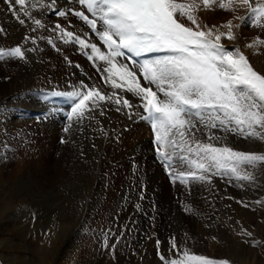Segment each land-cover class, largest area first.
<instances>
[{
    "label": "bare ground",
    "instance_id": "1",
    "mask_svg": "<svg viewBox=\"0 0 264 264\" xmlns=\"http://www.w3.org/2000/svg\"><path fill=\"white\" fill-rule=\"evenodd\" d=\"M43 3L47 7L49 0H43ZM56 7L66 12L70 8L81 9L77 0H57ZM29 10L41 19L44 27L32 31L35 25L30 20L21 25L14 15V11L9 10V5L4 0H0V29H3V33H0V48L7 49L19 45L22 48L34 49V54L31 55L32 63H28L29 69L23 72L24 60L7 58L0 60V204L8 200L7 191L11 187L22 186L24 183L32 185L31 189H34V196H52L62 203L63 216L61 217L63 219L60 221L67 227H64L60 234L58 233L59 237L52 239L50 246L43 251L44 260L42 261H45L44 264H51L54 260L61 259L64 254H70V252H76L80 257L86 252H90L91 256L96 254L100 250L99 245L106 241L104 235L109 234V230H111L113 237L119 233H126V236L131 238L130 232L133 230H136V235H143L144 237L151 234L153 241H143V238L136 241L131 239L116 243L115 247L121 250L139 249L145 251L147 252V261L144 264H161L154 259L152 252L157 247L156 236L165 228V221L172 215L181 216L182 219L183 217L193 219L196 223L197 233L205 228L209 230L206 232L209 241L205 244L208 257L217 254L220 256L223 251L225 256L228 255L240 264H255V241L250 237L240 241L234 240L220 226L218 219L219 216L224 215L229 219L241 222L246 228H252L255 219L261 218L264 213L261 209H259V213L256 212L257 205H259L256 200H263L262 197H264V194L259 193L262 190L264 192V171L263 173L254 171L255 180L253 182L235 181L230 177L221 176H212L209 181L195 182L190 185H181L179 182H175V194L171 199H168L166 196L168 191L163 186L165 181L163 173L167 169L157 157L153 143L154 135L146 121L135 115L129 119L127 115L120 113L119 118L108 112L103 116L95 114L92 119L86 118L79 123L74 122L71 130L64 132L63 129L68 126V121L64 118L65 108L63 106L66 100L61 101V98L64 97L55 98L52 96H48L45 100L43 97L45 93H50L53 90H71L80 81L98 86L105 92H110L111 89L104 84L101 76L95 71V65L92 61L86 58H77V54L79 52L84 54L85 50L80 49L79 45L74 42L65 43L58 39L59 33L52 32V28L56 23H60L65 26L66 30L86 37L90 42L101 47L102 50L105 49L91 35L86 25L76 17L70 15L67 19L58 18L52 9H48L43 15H40L41 9H32L30 5ZM225 13V10H220L218 7L207 10L201 7L196 13V17L202 26L214 27L219 31L226 32L227 29L223 28L222 25L228 22L227 19L220 21V17ZM237 14L245 17L247 11L246 9H238ZM183 22L188 26H193L186 20ZM233 24H241V21L236 19ZM234 31L236 32V39L227 41V45L239 47L249 59L254 70L260 73L261 70L254 65L255 60L251 57V50L264 48V45H256L253 46L254 48L248 47L247 45L251 42L247 40L251 41L256 38L263 40L264 37L261 36L264 29L242 26L234 29ZM25 36L33 37L35 43L32 40H25ZM49 37L53 39L55 46L47 42ZM73 59H76V62L74 60L73 63ZM141 83H144L142 77ZM35 92L41 93L40 99L34 96ZM121 95L127 97L133 104H139V100L131 94L121 93ZM33 105L37 108L35 111L44 112L45 115L41 116L39 120H19V113L14 111V107L31 109ZM112 106L115 108L111 104L107 105L106 108L109 109ZM109 111L112 112L114 109ZM137 111L142 112V109H137ZM35 113L34 115H36ZM134 119L137 120L134 121ZM91 122L96 131H94L92 138L95 139L99 147V167L98 169L93 167L91 170H85L81 165L86 160L83 152L85 148L82 147L84 146L82 145L83 128ZM124 126H129L128 131H125ZM32 136H40L43 139L42 151L44 155L41 157L34 156L30 165L27 162L23 163L25 173L21 172L23 167L19 169L21 173L14 172L11 167L17 160H14L12 156L9 158L7 155L12 153L13 143L21 145L22 140ZM60 139L64 140L63 144H60ZM246 141L247 145L240 146L239 144H231L232 134H229L227 139V143L237 150L260 152L252 148V143L256 140L248 139ZM260 143L264 144V141H260ZM6 146H11V149L7 150ZM262 152H264V145ZM130 156H134L133 162L128 159ZM33 166L36 172L32 173L31 179H28L26 172L29 175L27 170L29 167L34 170ZM151 168L156 170L155 174L151 173ZM80 175L88 180V207L84 213L78 211L79 199L74 194L75 190L72 189L71 194L69 191L72 186H76L77 182L79 184L78 177ZM22 176L24 178H21ZM135 183L139 184L138 189L136 186L132 187ZM255 186H258L256 188L259 191L257 189L255 191ZM29 191L23 195H27ZM229 197L234 199H229ZM240 200L246 201L249 207H244L237 202ZM122 201H124V210L130 208L132 216L120 220L114 216L117 214ZM136 202H138L137 205H135ZM51 222L49 221V223ZM107 242L108 245H111L113 241L107 239ZM180 245L181 249L190 250L188 243L183 242ZM161 247L162 244L160 243L159 248ZM65 257L68 256L65 255ZM84 257L82 259L86 258ZM85 264L99 263L96 259L91 258L90 261H85Z\"/></svg>",
    "mask_w": 264,
    "mask_h": 264
},
{
    "label": "snow or ice",
    "instance_id": "2",
    "mask_svg": "<svg viewBox=\"0 0 264 264\" xmlns=\"http://www.w3.org/2000/svg\"><path fill=\"white\" fill-rule=\"evenodd\" d=\"M4 2L21 25L28 20L35 25L32 31L44 25L29 5L41 9L40 15L52 9L58 18L77 17L102 42L105 50L60 23L52 28L59 33L58 39L85 50L84 55L111 89L105 92L80 81L71 90L45 94V100L48 96L68 100L64 132H69L74 122L94 118L97 111L105 115L110 109L104 106L111 104L117 112L127 110L129 119L135 115L150 125L157 157L173 183L190 185L209 181L212 176L253 182L254 171L264 168V152L237 150L227 143L229 134L264 141V75L254 70L239 47L229 50L221 42L234 41V29L242 26L264 29V0H77L91 18L84 10L58 9L57 0H49L47 7L43 0ZM201 7L246 9L247 16H236L241 24L229 20L222 25L227 31H219L198 22L196 13ZM25 40L35 43L31 36ZM47 42L55 46L51 37ZM256 45H264V40L256 38L247 46ZM30 51L34 49L19 45L0 48V60H25ZM121 93L131 94L139 104ZM237 202L249 207L246 201ZM156 243L159 249V238ZM168 251L176 258L158 251L162 264H230L224 258L192 255L180 248L174 236L169 237Z\"/></svg>",
    "mask_w": 264,
    "mask_h": 264
},
{
    "label": "rangeland",
    "instance_id": "3",
    "mask_svg": "<svg viewBox=\"0 0 264 264\" xmlns=\"http://www.w3.org/2000/svg\"><path fill=\"white\" fill-rule=\"evenodd\" d=\"M225 11H226V13L222 17H220V21H225L227 19L226 21L231 20L232 22H235V20H236L235 17L238 16V14H237L238 10H236V11L225 10ZM261 37H264V33ZM254 40L255 39H252L251 41H249V40H247V41L252 43ZM227 41L228 40L224 39L222 42L225 45V47H227L229 49L234 48L232 46H228ZM244 41H246V40L244 39ZM251 52H250L251 57L255 60V63H254L255 67L257 69L261 70L260 73H262V75H264V48L261 47L258 50L254 49V50H251ZM32 54H34L33 51L26 53V56L28 58H26L24 60V66H23L22 72L25 71L26 69H29L28 63H30V62L32 63V60H33V59L31 60ZM77 58H84V57L77 56ZM74 60L76 62V59H73L72 60L73 63H74ZM25 67H27V68H25ZM35 94H34V96L37 99L41 98L40 92H35ZM43 97H45V95ZM36 109L37 108L34 107V105L31 107V109L30 108H24V107L20 108L17 106L14 107V111L19 113L18 115L24 113L23 114L24 116H27V114L30 111L36 110ZM112 109H115V108L112 107ZM114 111L111 112L108 110V111H106V113L109 112L110 114H113V115L115 114L116 117L120 118V114L126 115L125 111H127V110L122 111V112H117V111L114 112ZM95 114L99 115V111H97V113L96 112L93 113L92 115L95 116ZM22 118L27 120L26 117H22ZM22 118H21V120H24ZM126 122H128V121H126ZM120 123H121V121H120ZM90 126H92V127H90ZM93 128H94V125L92 122L87 124L83 128L82 139L83 138L84 139L82 140V145H84V146H82V147L85 148V149H83V152H84V156L86 157V160L84 161V164H81V165L83 166L82 168H84L85 170L86 169L91 170L93 167L98 169V167H99V162H98L99 161L98 160L99 159V151H98L99 147H98V144L95 142V139L92 138L93 133L95 131V129H93ZM87 129H89V130H87ZM85 135H87V136H85ZM35 139H37L38 141ZM91 139H93V140L91 141ZM62 140L63 139L59 140L60 144L64 143V142L62 143ZM18 144L13 143V146H12V148H13L12 153L13 154L9 153L7 155L9 158L14 157V160H17L16 163H14V166L11 167V170H13L14 172L16 171L17 173L20 172L19 169L24 166L23 163L27 162L28 165H30L34 156L41 157L44 155V152L42 151V148L44 147V142L40 136L39 137L32 136L31 138L28 137L25 140H22L20 142L21 145H18ZM231 144L232 145L239 144L240 146H245V145H247V141L245 139H242V138H239L235 135L234 136L232 135V143ZM263 145L264 144H261L259 140H256L254 143H252V148L256 151L258 150V151L262 152ZM5 148L7 150L8 149L10 150L11 146H8V147L6 146ZM97 156H98V158H97ZM85 157H84V159H85ZM128 159L131 162H133L135 160L134 156H130V157H128ZM94 160H95V162H94ZM18 162L19 163L21 162V163L19 164ZM93 164H95V165H93ZM24 168L25 167H23V170L21 171L23 173H25ZM33 169L34 170H32V168L29 167V169L27 170L29 175L26 172V177H28V179H31L32 173L36 172L34 166H33ZM155 171L156 170H153V168H151L152 174H155ZM263 171H264V168H261V169H259V171L256 170L255 172L256 173H259V172L263 173ZM163 177H164V175H163ZM21 178H24V177L22 176ZM164 179H165V181L163 182L164 183L163 186H165L166 191H168V194L166 196L168 197V199H171L173 197V195L175 194L174 193L175 183L172 184L170 181H168V180L166 181L165 177H164ZM78 180H79L80 185L82 183L83 184L80 186L77 182L75 184L76 186L75 185H74L75 187L72 186L70 188L71 190H69V191L71 194L72 189L75 190L74 194L79 199L78 200V211L81 213H84V211H86V209L88 207V200H87L88 199L87 194L89 195V192L87 189L88 180L86 178H83V175H80L78 177ZM82 186H84V187H82ZM134 186H136L137 189L139 188L138 187L139 184H137V183L132 185V187H134ZM256 187H258V186H255V191H256V189H257V191H259L258 188H256ZM31 188H32V185L30 183H28V184L24 183V184H22V186H16L15 185V187L13 186L10 189L8 188L9 190L7 191V193H8V200L6 201L7 203L5 202V203L0 204V208H2L0 211V264H22V263L23 264H44L45 261H42V260H44L43 251L45 249H47V247L50 246L52 239L58 238L61 230L64 227H67V226L63 225V222H61L63 219V217H61V216H63V214H62L63 206L61 205L62 203H60L57 199L53 198L52 196H43V197H39L37 195L34 196L35 195L34 189H31ZM27 191H29V193H27V195L26 194L23 195V193H26ZM132 191H134V188H132ZM170 192H172V193H170ZM32 193H33V195H32ZM259 193L264 194L263 190L260 191ZM0 198H1V195H0ZM262 199L263 200H261V199L260 200L264 201V197H262ZM124 200H125V198H124ZM123 202L124 201H122V204H121L120 208L118 209L117 214L114 216L115 218H118L120 220L129 218L130 216H132V214H130V212H131L130 208H129L130 210L129 209L124 210ZM137 204H138V202H136L135 205H137ZM208 205H209V202H208ZM66 208H68V207H66ZM259 209L264 211V204L257 205V210H256L257 213H259ZM71 212H73V211H71ZM69 214H70V212H69ZM48 220L52 221V222L49 223ZM167 220L165 221V225H164L165 228L162 229L158 233V236H156V241H157V238L159 237L161 244H162V247L159 249L156 247L153 250L152 256L154 257V259H156L158 262H160L162 264V262L158 256V251L164 253L165 256H168L169 258H176L172 253H170L168 251L169 248H167V247H169V237H173V236L177 238V242L179 245H180V243H183V242H185V244L188 243L190 245V250H188V252L190 254H192V255H204V256L208 257V253H206L207 247H205V244L209 241L208 235H206V232L207 231L209 232L208 229L205 228L203 230L204 232L201 231V232L197 233L198 230L195 228L196 223L193 221V219L188 218V217H183V219H182L181 216L176 217V216L172 215V217L169 216ZM218 220L220 222V226L223 227V229H225L226 232L229 233L230 236L234 240L240 241V240H245L249 237L252 238L255 241L254 247L256 248L255 264H264V258H263L264 257V228H263L264 227V213H263V215H261V218L257 217L255 219V223L253 224L252 228H246L245 226L242 225L241 222H239L237 220L229 219L228 217H226L224 215L219 216ZM116 231H115V234H116ZM170 233L172 236L170 235ZM247 233H251V236L247 235ZM71 234H72V231L69 233L70 237H71ZM130 234H132L131 238L128 235L126 236V233H123V234L119 233V234H117V236L115 235L114 237H113V235H111V234L109 235L107 233L104 235V239L106 241L103 244L99 245L100 250L97 251L96 254H93L91 256L90 252H88V253L86 252V253H84V255L82 254V256L80 257L76 252H70V254L69 253L64 254V256L61 259H57L56 261L54 260L55 263L54 262L53 263L54 264H83V263L85 264V261H90L91 258L92 259L94 258L98 261L99 264H144L147 261V259H146L147 252L142 251V250L140 251L139 249L121 250V249H118L117 247H115V248L111 247V245H113V242H114V245L116 246V243H119L122 241L123 242L129 241L131 239L133 241H136V240H139L140 238H143V241L144 240L153 241V240H151V239H153L151 237L152 236L151 234L148 235L147 237H144L143 235H136V230L135 231L133 230L132 232H130ZM107 235H109V236H107ZM107 239L113 241V242H111V245H108ZM210 242H212V241H210ZM180 248H182L181 245H180ZM224 254L225 253L222 251V253H220V256L217 254L216 256H213L210 258H224V259H228L230 261V264H240L237 260L235 261V260H233V258L229 257L228 255L225 256ZM65 255L68 257H65ZM71 256H72V258H71ZM78 256H79V258H78ZM120 256H121V259H119ZM179 256H180V258H183L182 252L179 253ZM38 257H40V258H38ZM83 257L85 259H82ZM40 261H42L43 263ZM78 261H80V262H78ZM53 263H51V264H53Z\"/></svg>",
    "mask_w": 264,
    "mask_h": 264
}]
</instances>
